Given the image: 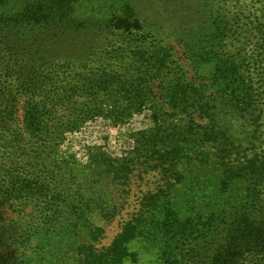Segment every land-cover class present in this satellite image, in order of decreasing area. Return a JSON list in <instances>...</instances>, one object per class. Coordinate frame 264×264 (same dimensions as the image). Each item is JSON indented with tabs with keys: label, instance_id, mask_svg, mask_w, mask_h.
I'll use <instances>...</instances> for the list:
<instances>
[{
	"label": "rangeland",
	"instance_id": "374dc122",
	"mask_svg": "<svg viewBox=\"0 0 264 264\" xmlns=\"http://www.w3.org/2000/svg\"><path fill=\"white\" fill-rule=\"evenodd\" d=\"M68 11L77 21L85 19L86 24L78 33L59 24V36L87 39V46L84 51L70 54L62 50L56 57L59 64L66 66L64 78L71 84L83 83L90 71L101 74V67L118 76L107 88L87 93L72 91L62 99V104L71 108L69 114L73 113L68 118L77 126L44 154V163L56 178L55 187H50L55 188V193L51 194L54 198L49 196L36 209L27 208V217L23 216L29 224L16 250L24 264H82V245L108 246L124 221L137 215L142 197L157 190L164 181L159 169L149 166L155 163L150 151L157 146H152L154 141L149 145L143 137L144 132L155 128V110L160 120L167 119L162 126V139L167 142L175 132L187 134L190 126L194 132L216 129L225 137L224 131L230 128L228 145L233 141L239 146L235 150L240 152L238 156H253L264 150V142L250 138L253 132L250 126L243 125V119L230 114L224 117L222 112L216 121L207 108L198 109L206 105L204 96L183 112L174 107L179 102L169 103L170 96L166 95L170 88L179 90L188 84L208 82L211 93L218 90L215 101L227 104L218 96L222 85L211 78L217 61L228 57L232 61L244 60L251 72L256 69L255 86L264 107V61L257 63L256 59L261 53L259 44L264 42V0H75ZM224 14L232 20L222 39L215 26ZM118 15L130 21L137 19L139 24L115 27ZM61 43L58 49L66 48L64 41ZM213 51L214 58L209 63L200 62L205 55L212 56ZM74 62L88 66L74 68ZM119 76L126 80L125 85L117 83ZM229 107L225 109L231 112ZM99 108L101 112L93 114ZM86 109H90V116L84 115ZM60 113L67 111L62 109ZM137 144L139 152L134 149ZM192 144V152H184L193 160L189 164L183 160L178 167L184 183L177 186L175 196L182 215L213 207L210 203L219 201L217 196L221 194L220 164L214 157L217 149L201 141ZM100 152L134 161L128 182L114 180L96 162L94 155ZM239 191L238 187V194ZM145 216L138 234L128 242L130 256L122 264H162L156 226L160 214L154 211Z\"/></svg>",
	"mask_w": 264,
	"mask_h": 264
},
{
	"label": "trees",
	"instance_id": "16d2710c",
	"mask_svg": "<svg viewBox=\"0 0 264 264\" xmlns=\"http://www.w3.org/2000/svg\"><path fill=\"white\" fill-rule=\"evenodd\" d=\"M74 1L0 0V264H24L16 250L29 224L23 216L27 217V208L36 209L49 196L54 198L51 194L55 193V188L50 187H55L56 178L45 165L44 154L53 150L65 139L66 133L77 126L68 118L73 113L69 114L71 108L62 104V99L69 97L72 91L87 93L94 92V88H107L118 76L101 67V74L90 71L83 83L71 84L64 78L66 66L59 64L56 57L61 56L62 50L67 49L70 54L84 51L87 46V39H74L72 35L63 38L56 30L59 24H65L78 33L86 24L85 19L77 21L76 16L69 14L68 9ZM116 19L115 27L139 24L137 19L130 21L123 15ZM231 20L232 17L224 14L221 23L215 26L222 39L226 37ZM261 27L264 37V21ZM62 41L66 48L58 49ZM259 47L261 53L257 54V63L264 61V42ZM213 54L214 51L210 57L205 55L200 62L213 59ZM71 66L85 68L88 65L74 62ZM255 70L251 72L244 60L232 61L226 57L217 61L211 79L222 85L218 96L227 104L215 101L218 90L211 93L212 85L208 82L199 86L188 84L179 90L170 88L166 95L170 96L169 103L179 102L174 107L183 112L189 105L193 106L191 102H200L201 95L204 96L206 105L198 109L207 108L206 112L216 121L222 112L224 117L236 115L245 121L244 126L251 127L253 137L250 138L262 144L264 107L260 101L262 95L255 86ZM119 77L117 83L125 85L126 80ZM227 106L231 112L225 109ZM62 109L67 113H60ZM101 110L95 109L93 114ZM91 114L90 109L84 111L85 116ZM153 116L155 128L144 132L143 137L149 145L154 141L152 146L157 147L152 151L143 149L151 152L155 163L149 166L159 169L163 184L142 197L137 215L124 221L108 246L82 245L79 251L82 264H122L130 256L128 242L138 234L145 215L154 211L160 214L156 226L162 264H264V150L253 156H238L240 152L235 150L239 146L233 141L228 145L230 128L224 131L225 137L216 129L194 132L190 126L187 134L175 132L167 142L162 139L165 131L162 126L167 119L160 120L157 110ZM196 141L210 143L217 149L213 155L219 159L221 194L217 196L219 201L210 203L213 207L182 215L175 196L177 186L184 183L178 167L183 160L191 163L193 159L184 151L192 152V143ZM145 144L143 142V146ZM134 149L139 152L140 145H135ZM94 158L114 180L128 182L133 160L113 158L104 152Z\"/></svg>",
	"mask_w": 264,
	"mask_h": 264
}]
</instances>
